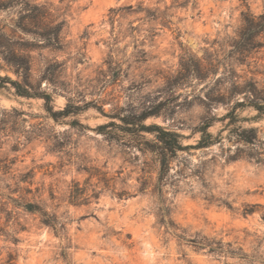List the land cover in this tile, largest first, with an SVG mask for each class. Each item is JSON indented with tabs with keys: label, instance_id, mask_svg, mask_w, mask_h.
Instances as JSON below:
<instances>
[{
	"label": "rangeland",
	"instance_id": "rangeland-1",
	"mask_svg": "<svg viewBox=\"0 0 264 264\" xmlns=\"http://www.w3.org/2000/svg\"><path fill=\"white\" fill-rule=\"evenodd\" d=\"M60 23L59 48L47 47ZM0 76L41 84L55 111L82 108L55 122L0 82V264H264V115L224 119L246 84L264 92V0H0ZM205 124L221 139L196 148ZM150 125L185 147L161 198L175 230L160 224ZM239 127L255 129V146Z\"/></svg>",
	"mask_w": 264,
	"mask_h": 264
},
{
	"label": "trees",
	"instance_id": "trees-1",
	"mask_svg": "<svg viewBox=\"0 0 264 264\" xmlns=\"http://www.w3.org/2000/svg\"><path fill=\"white\" fill-rule=\"evenodd\" d=\"M61 31V23L57 24L52 31V33L44 34L43 41L47 42V47L52 48H59V34ZM248 32V28H247ZM246 31L243 33L246 35ZM15 66L23 69L24 71H30V68L27 64L25 59L21 61H12ZM47 75L43 79H46L47 82L50 84H54L53 73H50L48 70ZM0 82L6 84L8 83L14 90L15 94L21 97L26 98H38L43 100V107L47 115L52 118L55 122H57L60 118H66L68 116H73L82 111L81 107L73 106L70 103H67L64 108L61 110L55 111L53 106V96L50 92L41 89V84H38L36 87H33L31 83L27 80L23 82L11 80L9 77L0 76ZM245 93V97L242 101L235 102V104L230 108V110L224 115V119H228V125L233 124L236 120L238 121V117L236 114V110L240 109H254L256 111V117L264 115V92L258 91L255 86L252 84H246L243 88ZM154 116L152 113H145L136 117L135 122H141L147 119L148 117ZM134 121H131L127 124H134ZM210 127L209 124H205L200 128L201 137L196 145V148H207L215 143L219 142L220 137H213V135L208 132V128ZM143 131L151 132L155 135L157 147H158V155H159V172L158 177L155 184V189L158 194V198L161 205V219L160 224L164 225L166 230H175V226L171 220L166 219L168 218V208L164 206L163 201L161 200L164 187L167 184V177H168V170H169V163L173 156L178 152L185 149V147L181 144L180 136L177 133L170 132L164 130L162 127L158 125H150V126H143ZM235 135L239 141L244 143L247 146H255L257 143V134L254 128H242L239 127L238 131H235ZM246 158H253L252 153H248ZM238 158V155L235 159ZM259 160V159H258ZM23 209L31 214H39L42 223L51 228L55 234L59 232V222L57 218L49 214L45 211L41 206L35 203L26 202L23 204ZM254 211L249 209L245 210V214L253 213ZM172 233H174L172 231ZM178 238H181L193 245L196 249H206L210 254H234L231 251L224 249V245L221 241L209 240L206 237H200L199 239H185L182 236L177 235ZM225 246L229 247V244ZM64 259H66V255H63Z\"/></svg>",
	"mask_w": 264,
	"mask_h": 264
},
{
	"label": "bare ground",
	"instance_id": "bare-ground-1",
	"mask_svg": "<svg viewBox=\"0 0 264 264\" xmlns=\"http://www.w3.org/2000/svg\"><path fill=\"white\" fill-rule=\"evenodd\" d=\"M146 250H147V249H146ZM146 250H145V251H146ZM150 254H151V253H147V256H150Z\"/></svg>",
	"mask_w": 264,
	"mask_h": 264
}]
</instances>
